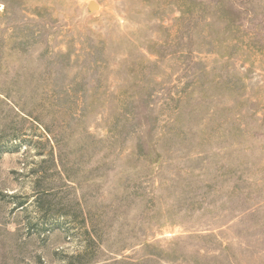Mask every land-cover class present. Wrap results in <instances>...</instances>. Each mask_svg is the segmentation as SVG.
<instances>
[{"label": "rangeland", "instance_id": "1", "mask_svg": "<svg viewBox=\"0 0 264 264\" xmlns=\"http://www.w3.org/2000/svg\"><path fill=\"white\" fill-rule=\"evenodd\" d=\"M0 264H264V0H0Z\"/></svg>", "mask_w": 264, "mask_h": 264}, {"label": "water", "instance_id": "2", "mask_svg": "<svg viewBox=\"0 0 264 264\" xmlns=\"http://www.w3.org/2000/svg\"><path fill=\"white\" fill-rule=\"evenodd\" d=\"M96 7H97V6H96L94 3H92V2L88 5V9H89L90 11H93Z\"/></svg>", "mask_w": 264, "mask_h": 264}]
</instances>
